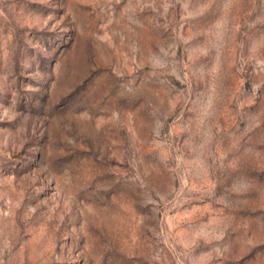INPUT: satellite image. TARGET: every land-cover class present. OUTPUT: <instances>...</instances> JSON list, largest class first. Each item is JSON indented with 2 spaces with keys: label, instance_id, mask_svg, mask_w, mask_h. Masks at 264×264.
I'll list each match as a JSON object with an SVG mask.
<instances>
[{
  "label": "rangeland",
  "instance_id": "1",
  "mask_svg": "<svg viewBox=\"0 0 264 264\" xmlns=\"http://www.w3.org/2000/svg\"><path fill=\"white\" fill-rule=\"evenodd\" d=\"M0 264H264V0H0Z\"/></svg>",
  "mask_w": 264,
  "mask_h": 264
}]
</instances>
